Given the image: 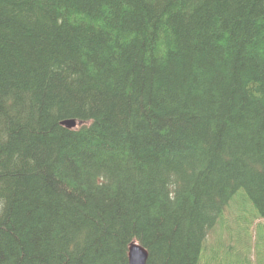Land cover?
I'll return each mask as SVG.
<instances>
[{
    "label": "trees",
    "instance_id": "1",
    "mask_svg": "<svg viewBox=\"0 0 264 264\" xmlns=\"http://www.w3.org/2000/svg\"><path fill=\"white\" fill-rule=\"evenodd\" d=\"M240 190L264 225V0H0V264H210Z\"/></svg>",
    "mask_w": 264,
    "mask_h": 264
},
{
    "label": "rangeland",
    "instance_id": "2",
    "mask_svg": "<svg viewBox=\"0 0 264 264\" xmlns=\"http://www.w3.org/2000/svg\"><path fill=\"white\" fill-rule=\"evenodd\" d=\"M233 198L238 199L236 205L245 213L243 224L238 227L233 221L234 210L227 211L226 219L229 222V228L222 229L219 227L220 225H217L208 233L205 239L207 245L206 256L210 260V264L220 263L224 258L221 252H227L229 247H233L227 254L233 257L236 256L241 264H247L249 259L251 264L264 262V225H259L256 220L251 219L250 213L246 209L247 199L244 190L236 192ZM240 244H242V247ZM203 252L204 249L202 255ZM213 257H216L215 261Z\"/></svg>",
    "mask_w": 264,
    "mask_h": 264
},
{
    "label": "water",
    "instance_id": "3",
    "mask_svg": "<svg viewBox=\"0 0 264 264\" xmlns=\"http://www.w3.org/2000/svg\"><path fill=\"white\" fill-rule=\"evenodd\" d=\"M61 124L67 128L76 126V121L72 118L64 119ZM148 251L138 242H132L128 247L127 258L128 264H146Z\"/></svg>",
    "mask_w": 264,
    "mask_h": 264
},
{
    "label": "bare ground",
    "instance_id": "4",
    "mask_svg": "<svg viewBox=\"0 0 264 264\" xmlns=\"http://www.w3.org/2000/svg\"><path fill=\"white\" fill-rule=\"evenodd\" d=\"M11 108V107H10ZM66 119V118H65ZM73 119V118H72ZM61 121V120H60ZM258 164V163H257Z\"/></svg>",
    "mask_w": 264,
    "mask_h": 264
}]
</instances>
